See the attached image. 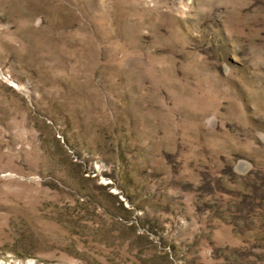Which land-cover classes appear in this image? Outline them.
<instances>
[{"label": "rangeland", "instance_id": "obj_1", "mask_svg": "<svg viewBox=\"0 0 264 264\" xmlns=\"http://www.w3.org/2000/svg\"><path fill=\"white\" fill-rule=\"evenodd\" d=\"M0 264H264V0H0Z\"/></svg>", "mask_w": 264, "mask_h": 264}]
</instances>
